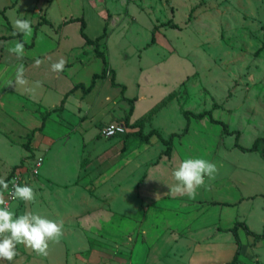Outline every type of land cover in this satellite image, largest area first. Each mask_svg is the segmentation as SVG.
Wrapping results in <instances>:
<instances>
[{"label":"crops","instance_id":"crops-1","mask_svg":"<svg viewBox=\"0 0 264 264\" xmlns=\"http://www.w3.org/2000/svg\"><path fill=\"white\" fill-rule=\"evenodd\" d=\"M53 1L35 2L33 17L41 21L36 26L30 22V36L21 35L25 43L23 59H17L9 52L21 40L17 34L14 35L15 29L8 15L17 11L19 16H27L32 11L26 7H30L27 3L29 0H7L5 7L0 6V12L4 11L7 18L0 13V27H7L10 31L6 35L0 33V177L7 181L15 170H20L24 178L21 186L27 184L35 191L34 203L26 204L17 200L13 203L11 210L17 216L31 212L63 221L62 247L61 244L57 246L60 242L50 243L49 246L53 251L58 248V255L38 256L24 245L22 252L31 257L33 262L30 263L33 264H230L238 250L232 231L237 223L245 224L254 234H264V190L255 193L250 187L248 189V181L257 176L256 171L250 166L247 169L235 166L229 147L219 146L225 134L219 125L212 122V126L209 123L205 125L200 120L190 123L188 133L174 139L170 157L163 155L167 149L163 143L165 149H160V155L145 158L150 145L161 142L157 136H154L157 140L151 141L153 137L148 143L136 137L129 142L128 139L133 136L122 139L114 146L107 147V151H114L113 156L103 155L100 146L95 144L92 149L94 154L90 155L95 158V162L83 168V162L79 161L81 165L77 163L76 172L67 177L66 183L58 181L66 173L62 172L63 162L56 163L58 153L54 147L61 141L66 145L80 139L83 143L85 132L98 126L99 121L94 120L96 116L83 112L82 107L99 106L105 97L102 89L106 83L97 80L88 95L85 96L80 89L76 90L66 98L62 107L60 105L50 111H41L39 105L43 93L44 100L48 101H59L61 94H64L62 103L76 85L89 87L93 77L103 72L104 63L96 57L95 45L87 44L83 36L82 48L73 52L74 55L71 53L74 59L77 56L81 62L68 60L64 71L55 73L51 69L53 54L65 50L69 38L67 30L71 25H77L81 34V23L67 24L69 20L85 21L88 9L97 12L100 19L105 21V12L116 10L118 6L114 0H101L99 6L94 3L93 7L86 5L83 0H69L73 4L72 8L64 10L54 24L43 17V14L50 12ZM103 8L106 10L103 11ZM57 24L65 27L61 31L60 44L49 38L51 33L57 31ZM42 26L48 29L45 31ZM102 35L99 34V37ZM104 40L99 44L102 53L105 51ZM104 56L109 60L107 53ZM37 58L42 60L39 67L34 66ZM2 63L4 67L8 65L3 72ZM21 64L28 84L17 88L7 86L9 81L15 79L17 67ZM13 65L16 68L7 73L8 67ZM84 68L88 76L78 77ZM107 70L114 72L110 63ZM61 77L64 83L68 79L65 91L52 94L46 85L47 81L51 79L59 82ZM36 81H40L42 87L29 92L27 89L34 87ZM125 99L128 102L133 100L129 95ZM73 104L82 105L76 114L79 116L77 118L76 115L72 118L71 114H67ZM106 110L110 111L112 107ZM136 120L135 103L130 124ZM172 132L182 134L174 130ZM30 135H33V140L27 149L25 145ZM122 152L124 156L120 155ZM36 154L44 155L45 158L49 155V160L45 166L43 164L39 175L33 176L28 164ZM190 157L214 163L218 169L216 178H205V185L197 190L194 199L187 195L173 196L169 188L176 183L172 173L183 159ZM252 181L257 184L255 179ZM238 235L242 245L238 264H264V238L257 241L242 228Z\"/></svg>","mask_w":264,"mask_h":264},{"label":"rangeland","instance_id":"rangeland-1","mask_svg":"<svg viewBox=\"0 0 264 264\" xmlns=\"http://www.w3.org/2000/svg\"><path fill=\"white\" fill-rule=\"evenodd\" d=\"M114 1L118 8L113 11L107 10L105 21L100 19L97 12L88 9L85 12V23L88 20V37L96 39L107 29L103 54L107 53L109 56L110 61L106 59L107 65L110 63L114 72H108L106 78L100 79L106 84L102 89L105 97L99 106L82 107L80 104H73L69 108L67 114H71L72 118L82 107L83 112L87 111L92 117L96 116L94 120L99 123L98 126L88 129V133L85 132L83 143L79 139L66 145L62 141L56 144L54 147L58 153L56 163L63 162L62 172L66 173V178L61 176L58 181L66 183L67 177L76 172L77 163L81 165L83 162V168H87L95 162V158L90 156L94 154L92 149L95 144L100 146L103 155L113 156L114 151L111 149L107 151V147L114 146L118 141L129 138L126 137L130 136L129 134L136 132L125 123L130 109L133 107L135 109L136 103L137 120L133 123L143 124L144 134L157 130L165 139L170 138L173 130L183 133L188 123L182 114L184 111L194 114L211 111L215 120L224 122L230 132H236L233 136L224 134L219 146L229 147L231 160L236 167L243 166L247 169L250 166L256 171L257 176L253 175V179L257 184L250 179L248 189L250 187L255 193L257 190H264V0ZM35 2L37 3V0L27 2L30 5V7L26 5L28 11L32 10L27 16H19L17 11L9 14L10 22L14 24L16 19H25L36 26L41 20L33 17ZM83 2L90 6L94 3L98 6L101 4V0ZM7 4V0H0L1 7ZM50 5H52L50 12L43 14V17L55 24L64 10L72 8L73 4L69 0H54ZM105 10L103 8V11ZM170 21L178 27L164 25ZM155 27L158 28L156 42L150 44ZM43 28L45 31L48 29L45 26ZM64 28L63 24H57V31L51 33L49 38L60 44L61 31H64ZM8 32L10 31L7 27H0L1 34L6 35ZM67 35L68 45L65 50L53 54L54 63L60 58H63L66 64L68 60L82 61L78 60L77 56L75 59L72 56L73 52L83 46L81 41L83 37L77 25H71ZM7 66L4 67L2 63L1 72ZM14 68L15 65L9 66L7 73H11ZM85 68L78 77L88 76ZM67 81L68 79L64 83L63 77L59 82L49 79L46 85L54 94L65 91ZM127 95L133 99L132 102L125 99ZM61 96L63 98L64 94ZM44 97L43 93V100L39 105L41 111L60 107L62 98L59 101L56 99L48 101L44 100ZM109 107H112V110H106ZM105 110L106 113L103 114ZM77 117L79 116L76 115L75 118ZM196 121L198 120L191 119V123ZM200 123L212 124L209 117L200 120ZM107 124L110 126L123 124L129 133L125 136L105 138L102 131ZM94 136L93 142L90 143ZM237 137L239 144L245 148H251L258 138H262V141L258 151L246 153L234 147ZM156 138L151 141L157 140ZM133 139L134 136L128 141ZM160 149H165L162 141L150 145L145 158L160 155ZM120 155L124 156L125 153L122 152ZM40 157L44 158L45 166L49 155L45 158L44 155L36 154L29 161V170H32L35 161ZM62 242L63 240L57 246ZM21 248L23 245H17L18 254L11 264H33L30 263L33 262L31 257L25 256ZM57 249L54 251L49 249L48 254L58 255ZM0 264L9 262L0 260Z\"/></svg>","mask_w":264,"mask_h":264},{"label":"clouds","instance_id":"clouds-1","mask_svg":"<svg viewBox=\"0 0 264 264\" xmlns=\"http://www.w3.org/2000/svg\"><path fill=\"white\" fill-rule=\"evenodd\" d=\"M13 27L14 35L21 34L25 37L32 33L31 23L25 19H16ZM17 59H23L25 53V43L17 41L14 47L9 49ZM42 60L37 58L34 66L39 67ZM66 61L60 58L51 65L55 73L64 71ZM25 78V69L21 64L15 73V79L9 81L7 86L15 88L27 85ZM42 87L40 81H36L34 87L27 89L29 92H35L37 88ZM218 173L217 166L203 158H185L178 167L175 168L172 175L176 181L174 186H170V193L173 196L187 195L194 199L197 190L205 185V178L214 180ZM9 182L0 177V260H6L11 264L17 256V245H24L31 249L38 256H47L50 243H59L63 237V221L51 220L39 214L31 212L16 215L9 207V201L5 197L8 192L12 200L34 203L36 194L34 189L27 184L21 186L15 180Z\"/></svg>","mask_w":264,"mask_h":264},{"label":"trees","instance_id":"trees-1","mask_svg":"<svg viewBox=\"0 0 264 264\" xmlns=\"http://www.w3.org/2000/svg\"><path fill=\"white\" fill-rule=\"evenodd\" d=\"M2 16H4V18L7 20L6 16H5V13L4 11H1L0 12ZM81 23V34L82 36L85 38L86 40V43L87 44H90V45H95V52H96V57L97 58H101L104 62V69H103V73L100 74V75H95L93 77V80H92V83L89 87H86L84 84H78L75 86V88L70 91L66 96H65V99L62 101L61 103V107L65 104V100L66 98L71 95L72 93H74L76 90H79L81 89L83 91V94L86 96L88 95L89 93H91V91L94 89L95 85H96V82L97 80H100V79H104L107 77V73L109 72L107 70L108 68V65H107V60H106V57L104 56V54L100 51V48H99V44L100 42L107 36V32H106V29H105V33L97 38L96 40H91L89 39L86 34H85V30H86V23L83 19H71L67 22V24H71V23ZM164 25H169L171 28H177L178 26L173 24L171 21L168 22L167 24H164ZM158 28L155 27L154 28V31H153V35H152V39H151V42L150 44H154L156 42V30ZM17 37L20 38V40L22 41V37H21V34H17ZM2 39H7V38H2ZM1 40V39H0ZM114 85L115 82H114ZM117 86V85H116ZM132 102V100H130ZM52 113V112H51ZM51 113H48V115H50ZM134 113V107L132 109H130V112L128 114V116L126 117L125 119V123L127 126H129L131 129H138V131H136L135 133L131 134L130 136H126V137H131V136H134L136 138H138L140 141L142 142H146L148 143L151 138L153 136H157L167 147L166 151L163 153V155L167 156V157H170L171 156V151H172V147H173V141L175 138L177 137H181V136H184L188 133L189 131V126H190V123H191V119H197V120H202V119H205L206 117H209L210 118V121L213 123V124H216V125H221L223 127V131L226 135L228 136H233L236 132H230L228 130V127L227 125L222 122V121H217L215 120L213 117H212V112L211 111H208V112H202V113H199V114H194L193 112H190V111H184L182 114L183 116L187 119V126L186 128L184 129L183 133L182 134H172L170 136V138L168 140H165L156 130H153L152 132H150L149 134L145 135L144 134V125L141 124V123H135V124H130V119L132 117ZM43 121L45 123L46 121V116L43 117ZM238 137H237V143L235 144V147L240 149L241 151L243 152H256L258 151V148H259V144L260 142L262 141V138H258L254 145L251 147V148H245L243 146H241L239 144V141H238ZM32 140H33V135H30L29 136V140H28V143L25 145V148L29 149L30 148V144L32 143ZM244 229L249 235H252L255 237V239L257 241L261 240L264 238V234L262 235H257V234H254L253 232H251L249 230V228L245 225V224H241V223H237L235 228L232 230L235 237H236V240H237V244H238V250H237V253L233 259V261L230 263V264H238V261H239V257L241 255V241H240V238H239V235H238V231L239 229Z\"/></svg>","mask_w":264,"mask_h":264},{"label":"built area","instance_id":"built-area-1","mask_svg":"<svg viewBox=\"0 0 264 264\" xmlns=\"http://www.w3.org/2000/svg\"><path fill=\"white\" fill-rule=\"evenodd\" d=\"M128 132L127 127L123 124H119V125H112L109 127H106L103 131L102 134L104 135V137L106 138H113L115 136H125ZM44 163V158L40 157L38 160H36L34 167L31 170V173L33 176H38L41 167L43 166ZM15 180L18 184L22 185L24 182V178L23 175L21 173L20 170H15L11 176L8 178L7 182H9V189L11 190V181ZM5 197L6 199H8L9 201V207L11 209V206L13 205V203L16 200H12L9 193L6 192L5 193Z\"/></svg>","mask_w":264,"mask_h":264}]
</instances>
